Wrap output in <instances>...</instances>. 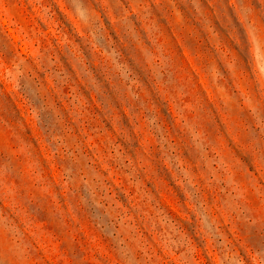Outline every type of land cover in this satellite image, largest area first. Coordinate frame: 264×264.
Here are the masks:
<instances>
[{
    "label": "rangeland",
    "instance_id": "1",
    "mask_svg": "<svg viewBox=\"0 0 264 264\" xmlns=\"http://www.w3.org/2000/svg\"><path fill=\"white\" fill-rule=\"evenodd\" d=\"M0 264H264V0H0Z\"/></svg>",
    "mask_w": 264,
    "mask_h": 264
}]
</instances>
